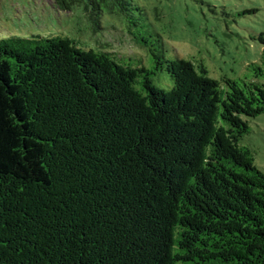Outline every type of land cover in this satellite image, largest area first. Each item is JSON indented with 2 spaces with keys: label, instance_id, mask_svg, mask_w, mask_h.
I'll return each mask as SVG.
<instances>
[{
  "label": "trees",
  "instance_id": "trees-1",
  "mask_svg": "<svg viewBox=\"0 0 264 264\" xmlns=\"http://www.w3.org/2000/svg\"><path fill=\"white\" fill-rule=\"evenodd\" d=\"M53 4L118 16L151 63L0 39V264H264V173L240 143L264 113V31L218 80L166 57L135 0Z\"/></svg>",
  "mask_w": 264,
  "mask_h": 264
},
{
  "label": "rangeland",
  "instance_id": "rangeland-1",
  "mask_svg": "<svg viewBox=\"0 0 264 264\" xmlns=\"http://www.w3.org/2000/svg\"><path fill=\"white\" fill-rule=\"evenodd\" d=\"M135 2L150 29L161 36L166 57L201 63L211 78H238L248 63L259 59L262 46L256 36L264 31V0ZM33 35H62L82 49L107 51L123 62L151 63L116 15L97 17L81 7L61 10L53 0H0V39ZM160 82L166 84L167 79L161 76ZM248 124L240 143L250 148L264 173V113L248 118Z\"/></svg>",
  "mask_w": 264,
  "mask_h": 264
}]
</instances>
